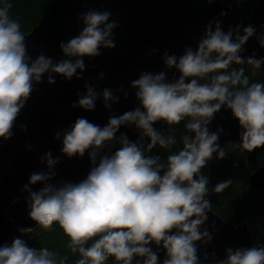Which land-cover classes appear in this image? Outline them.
Returning a JSON list of instances; mask_svg holds the SVG:
<instances>
[{
  "label": "clouds",
  "instance_id": "clouds-1",
  "mask_svg": "<svg viewBox=\"0 0 264 264\" xmlns=\"http://www.w3.org/2000/svg\"><path fill=\"white\" fill-rule=\"evenodd\" d=\"M11 8L8 0H0L3 140L11 139L34 84L41 83L45 74L49 85L55 83L54 75L81 79L77 71L85 70L83 58L101 55V48H114L113 31L118 27L115 21L110 22L109 11L89 10L79 17L83 23L80 34L60 44L67 59L54 63L40 54L33 60L27 53L20 21L10 15ZM254 33L252 26L245 27L242 34L240 26L224 32L221 23L213 20L196 50L189 47L179 58L164 53V64L179 72L177 79L169 81L166 72H145L132 81L139 102L134 110L111 116L104 127L78 118L69 129L56 133L57 140L63 136V155L82 158L88 153L92 167L87 177L75 184L53 185L59 159L48 152L41 157L47 172L33 173L24 191L29 194L30 219L44 230L58 225L69 238L68 250L79 254L75 264H107L110 258L114 264H158V253L150 247L153 243L165 251L162 264H201L196 244L206 245L212 239L207 229L201 230L213 208L209 196L232 184L229 178L209 188V177L202 173L214 154L218 159L226 157L218 143L222 129L209 131L214 114L226 106L238 121L241 143L234 147L249 153L264 147V83L250 82L243 67H233L261 69L264 65V58L257 59L255 53L246 59L241 56ZM99 78L103 79V73ZM85 89L86 94L78 93L73 108L92 111L100 97L108 110L119 102L109 89L97 93L89 84ZM118 91H123V86ZM182 121L187 132L179 139L182 146L169 151L178 144L175 132L165 134L154 125L164 122L171 129ZM122 126L139 130V140L132 142L126 134L117 137ZM21 130L26 131V126ZM145 139L146 146L141 143ZM114 142L120 147L114 153H104ZM157 147L169 153L166 159L147 154ZM36 184L43 187L32 191ZM19 231L29 234L33 229ZM68 259L48 247H30L20 237L13 238L10 245H0V264H67ZM217 264H264V247L229 248L226 258Z\"/></svg>",
  "mask_w": 264,
  "mask_h": 264
},
{
  "label": "water",
  "instance_id": "water-1",
  "mask_svg": "<svg viewBox=\"0 0 264 264\" xmlns=\"http://www.w3.org/2000/svg\"><path fill=\"white\" fill-rule=\"evenodd\" d=\"M89 10L111 13L110 22L115 21L118 25L113 31L115 47L101 48V55L94 58L84 57L85 70L83 73L77 71L81 79L73 76L71 80H66L54 75L55 83L49 85L45 74L41 83L33 85L34 90L14 123L11 139H0V159L11 163L0 185V245L9 244L17 229L38 227L29 217V194L24 191V186L33 173L47 172L46 162L41 163V157L51 152L54 159H59L54 168L53 185L62 182L75 184L87 177L92 167L88 153L82 158L63 155V136L57 140L56 133L69 129L78 118L104 127L111 116L134 110L139 102L135 97L136 90L131 88L132 81L145 72L167 74L162 58L165 52L179 58L189 47L196 50L207 25L216 20L221 23L224 32L240 26L242 34L245 27L252 26L255 33L244 45L241 56L246 59L255 53L257 59L264 58V44L258 38L261 32L264 34V0L255 3L250 18L242 16L238 0H233L228 6L222 0L212 3L208 0H53L44 19L30 34H25L28 55L34 60L44 54L54 63L67 59L60 44L80 34L83 23L79 17ZM221 13L225 15L222 17ZM261 68L264 70V65ZM101 73L103 79L99 78ZM179 75L175 70L174 80ZM85 84L94 87L97 93L111 90L119 102L112 104L111 110H108L100 97L92 111L73 108L72 105L78 101V93L86 94ZM121 86L123 91H118ZM124 92L128 93L127 98ZM22 125L26 126V131L21 130ZM219 129L222 132L218 143L222 149L241 143L240 125L226 106L214 114L209 125L210 132ZM121 134H126L132 142L140 138V131L134 126H122L116 135L119 137ZM119 147V143L114 142L107 145L103 152L111 154ZM243 152L247 155V165L256 166L264 147L251 153ZM215 158L216 154L212 159ZM249 186L256 194L264 193V166L253 173ZM42 187V184L33 185L32 191ZM204 229L212 239L206 245L202 242L196 244L201 264H217V261L226 258L229 248L236 250L257 246L247 222L235 226L232 221H224L217 216L213 209L208 212V219L201 230ZM150 247L158 253V264H162L166 255L163 248L154 243ZM206 254L208 258L205 260ZM107 264H114V261L110 258Z\"/></svg>",
  "mask_w": 264,
  "mask_h": 264
},
{
  "label": "trees",
  "instance_id": "trees-1",
  "mask_svg": "<svg viewBox=\"0 0 264 264\" xmlns=\"http://www.w3.org/2000/svg\"><path fill=\"white\" fill-rule=\"evenodd\" d=\"M53 0H8L12 4L10 15L13 19L19 20L24 34H30L34 28L44 19ZM225 5H231L233 0H222ZM257 0H238L242 8V16L250 18ZM260 42L264 44V34L258 36ZM245 69V75L250 77V82L264 83V70L253 69L240 65L238 68ZM167 69V78L174 81L175 69ZM185 122L180 125L172 126L170 129L164 122H157L154 127L168 134L175 132L178 144L169 151H177L182 146L179 139L187 134L184 127ZM147 139L142 141L146 146ZM224 159H212L203 174L209 177V188H212L219 181L231 178L232 184L220 193H212L209 196L213 206V212L224 221H232L235 226L248 222L253 239L257 246H264V193L251 191L249 180L253 173L264 166V153L259 156L256 166L247 165V155L234 146H229L226 150ZM148 155H159L162 160L169 154L167 151L154 148ZM11 168L8 160L0 159V185L5 179ZM70 243L69 238L64 235L58 225H53L50 230H38L35 239L28 243V246L39 249L48 247L54 252H59L61 256L67 255V264H75L79 259V254L73 255L67 248Z\"/></svg>",
  "mask_w": 264,
  "mask_h": 264
},
{
  "label": "built area",
  "instance_id": "built-area-1",
  "mask_svg": "<svg viewBox=\"0 0 264 264\" xmlns=\"http://www.w3.org/2000/svg\"><path fill=\"white\" fill-rule=\"evenodd\" d=\"M41 229H42V228H40V227H36L35 229H33V232H31V233H29V234H22V233L19 231V229H17V230L12 234V236H11V238H10V243H9V245L11 244L13 238H15V237H20V238L24 239V240L27 242V244H28V243L32 242V241L35 239V237H36V232H37L38 230H41Z\"/></svg>",
  "mask_w": 264,
  "mask_h": 264
},
{
  "label": "rangeland",
  "instance_id": "rangeland-1",
  "mask_svg": "<svg viewBox=\"0 0 264 264\" xmlns=\"http://www.w3.org/2000/svg\"><path fill=\"white\" fill-rule=\"evenodd\" d=\"M257 1H258V0H257ZM231 5H232V4H231ZM202 82H203V81H202ZM258 158H259V157H258ZM257 161H258V159H257ZM246 164H247V163H246ZM245 222H247V221H245ZM245 222H244V223H245ZM247 223H248V222H247ZM241 225H242V224H241Z\"/></svg>",
  "mask_w": 264,
  "mask_h": 264
},
{
  "label": "bare ground",
  "instance_id": "bare-ground-1",
  "mask_svg": "<svg viewBox=\"0 0 264 264\" xmlns=\"http://www.w3.org/2000/svg\"><path fill=\"white\" fill-rule=\"evenodd\" d=\"M20 229H24V228H20ZM20 229H19V230H20ZM9 243H10V242H9ZM8 245H9V244H8Z\"/></svg>",
  "mask_w": 264,
  "mask_h": 264
},
{
  "label": "flooded vegetation",
  "instance_id": "flooded-vegetation-1",
  "mask_svg": "<svg viewBox=\"0 0 264 264\" xmlns=\"http://www.w3.org/2000/svg\"><path fill=\"white\" fill-rule=\"evenodd\" d=\"M214 1V0H213Z\"/></svg>",
  "mask_w": 264,
  "mask_h": 264
}]
</instances>
